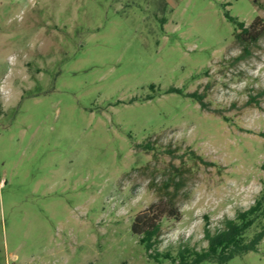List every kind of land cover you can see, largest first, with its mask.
I'll use <instances>...</instances> for the list:
<instances>
[{
	"label": "rangeland",
	"instance_id": "rangeland-1",
	"mask_svg": "<svg viewBox=\"0 0 264 264\" xmlns=\"http://www.w3.org/2000/svg\"><path fill=\"white\" fill-rule=\"evenodd\" d=\"M166 181L171 254L259 194L264 0H0V264H173L131 230Z\"/></svg>",
	"mask_w": 264,
	"mask_h": 264
},
{
	"label": "trees",
	"instance_id": "trees-1",
	"mask_svg": "<svg viewBox=\"0 0 264 264\" xmlns=\"http://www.w3.org/2000/svg\"><path fill=\"white\" fill-rule=\"evenodd\" d=\"M226 16L234 23L235 39L243 45L244 49L247 48L248 42L257 40L258 35H255L252 30L259 25L261 20L259 17L246 25L245 21L239 20L228 12ZM169 90L182 92L181 89L175 87ZM187 95L194 97L201 105H204L200 94L191 92ZM251 98L254 97L251 96ZM198 158L203 161L202 157ZM173 184H175L174 188L170 191L171 183L166 181L164 194H159V200L152 202L146 209L136 214L131 222L132 232L139 237V242L150 257L169 259L173 264H202L205 261L225 264L237 255L257 250L260 241L264 238V181L253 203L246 208L238 209L233 217L226 218L222 227L212 231L208 225H205L204 238L207 241L205 247L196 249L184 245L175 254L160 251L157 246L160 242L162 215L167 214L174 218L180 216L178 207L172 202L179 187L178 183ZM164 195H167V201L170 204L168 209L163 204ZM251 230L252 233L248 234Z\"/></svg>",
	"mask_w": 264,
	"mask_h": 264
}]
</instances>
